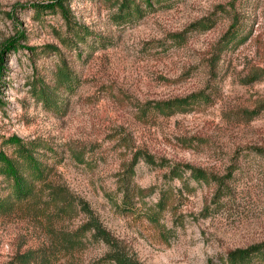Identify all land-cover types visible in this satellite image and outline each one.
<instances>
[{"label": "rangeland", "instance_id": "1", "mask_svg": "<svg viewBox=\"0 0 264 264\" xmlns=\"http://www.w3.org/2000/svg\"><path fill=\"white\" fill-rule=\"evenodd\" d=\"M48 2L0 0V49L19 45L0 55V152L13 155L8 138L38 142L50 170L31 200L0 209V264H94L113 251L222 264L264 242V0H67L89 31L77 48L58 13L32 7ZM195 94L184 112L155 108ZM139 153L154 162L134 164L124 205ZM176 165L212 178H174ZM9 191L0 176V198Z\"/></svg>", "mask_w": 264, "mask_h": 264}, {"label": "trees", "instance_id": "2", "mask_svg": "<svg viewBox=\"0 0 264 264\" xmlns=\"http://www.w3.org/2000/svg\"><path fill=\"white\" fill-rule=\"evenodd\" d=\"M67 0H49L45 4H35L32 7L34 11L40 13L41 11H51L58 13L65 22L68 35L70 37H65L63 39V44L65 46H74L77 48L78 43H83L89 31L81 26H79L70 16V11L66 6ZM233 28L228 31V33L222 39V45L227 47L234 40ZM19 45L14 39L4 43L0 49V55L3 53H8L10 51H17ZM52 47L51 49H53ZM55 49V48H54ZM215 62L212 63V66ZM58 84L64 89H70L73 86V80H71V73L68 69H60L57 73ZM45 97V95L43 94ZM201 94L191 95L181 99H174L167 102L155 104L156 110L164 114H172L176 112H184L186 109L196 101ZM7 143L13 146V155L7 156L5 153L0 152V176L8 183L9 194L3 199L0 198V209H10L13 203H22L31 200L37 191V187L43 185L47 182L48 174L50 172L49 168L39 159L43 155L37 152V150L43 149L44 145L38 142H25L20 138L12 137L8 138ZM136 162L134 161L127 169L123 181V204L129 205L131 201V193L133 189L131 188V178L134 174L133 167L140 159L144 162L152 164L153 158L145 153H139L134 156ZM189 173L190 177L196 181H210L212 177L208 176L204 171L191 167L188 165L180 166L176 165L170 171V175L174 178H182L184 173ZM214 180H217L214 178ZM221 185L218 188L217 195L221 193ZM156 218V217H155ZM104 239L105 233H102ZM106 242L107 239H104ZM109 244V243H108ZM264 262V242L256 245L249 246L243 249H235L228 252L226 258L223 260L222 264H255L256 261ZM137 264L136 262L127 258L124 254L113 251L108 253L104 259L94 263V264Z\"/></svg>", "mask_w": 264, "mask_h": 264}]
</instances>
